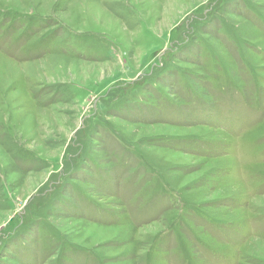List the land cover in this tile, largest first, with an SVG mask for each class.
I'll return each instance as SVG.
<instances>
[{
	"label": "rangeland",
	"instance_id": "rangeland-1",
	"mask_svg": "<svg viewBox=\"0 0 264 264\" xmlns=\"http://www.w3.org/2000/svg\"><path fill=\"white\" fill-rule=\"evenodd\" d=\"M0 264H264V0H0Z\"/></svg>",
	"mask_w": 264,
	"mask_h": 264
}]
</instances>
